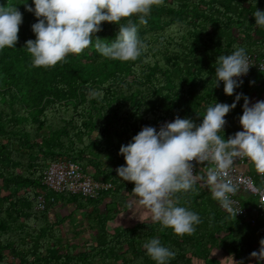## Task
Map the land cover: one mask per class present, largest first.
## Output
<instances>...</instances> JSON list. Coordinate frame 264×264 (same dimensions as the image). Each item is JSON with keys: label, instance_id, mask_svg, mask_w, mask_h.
I'll list each match as a JSON object with an SVG mask.
<instances>
[{"label": "trees", "instance_id": "trees-1", "mask_svg": "<svg viewBox=\"0 0 264 264\" xmlns=\"http://www.w3.org/2000/svg\"><path fill=\"white\" fill-rule=\"evenodd\" d=\"M26 2L32 6V0H0V7H17L23 15L16 48L0 50V264H155L143 247L153 238L176 252L167 264H222L216 251L251 264L260 222L251 226L227 214L199 183L176 194L181 206L200 217L191 235L177 236L154 221L110 223L136 198L134 185L116 176L115 169L124 165L121 145L164 118L179 116L199 125L215 102L231 105L236 94L249 100L264 95V68L252 67L232 96L224 94L223 82L215 87L214 73L217 57L231 54L234 46L264 64V28L255 26L252 16L255 8L264 11V0H164L152 8L146 25L132 18L146 46L137 61L105 59L90 47L52 68L32 67L23 48L35 39L31 25L37 22L25 11ZM101 28L99 38L115 40L118 26ZM91 90L102 91L103 98L90 97ZM243 103L242 98L225 116V139L242 130ZM59 159L92 170L93 179L110 188L95 198L48 190L44 173ZM248 172L259 185L252 164ZM241 203L256 208L258 199ZM57 204L75 209L60 217ZM82 231L90 237L79 238Z\"/></svg>", "mask_w": 264, "mask_h": 264}, {"label": "clouds", "instance_id": "clouds-1", "mask_svg": "<svg viewBox=\"0 0 264 264\" xmlns=\"http://www.w3.org/2000/svg\"><path fill=\"white\" fill-rule=\"evenodd\" d=\"M164 0H32L23 4L37 22L31 25L35 39L27 40L23 48L31 57L34 68H52L70 54L79 55L94 47L101 57L120 62H135L143 54L145 44L138 36L137 17L146 25V17L154 6ZM255 26L264 28V11L255 8ZM125 21L126 23H122ZM23 15L17 7H0V50L16 48ZM118 26L114 41L99 38L101 25ZM231 54L220 55L215 64V87L223 82V92L232 96L251 67L246 50L234 46ZM92 98H103V92L91 90ZM243 98L239 125L242 129L224 138L225 116ZM119 155L124 165L115 169L116 176L134 185L132 193L139 205L151 214L162 228L177 236L191 235L201 220L198 214L180 205L178 193H188L199 182L211 190L213 199L234 218L240 212L233 208L231 197L239 191L231 171L237 159L250 162L257 174L264 175V101L250 105L249 99L236 94L231 105L215 102L206 109L202 122L176 117L160 126L143 127L127 145H121ZM196 164L209 163L204 175L193 173ZM252 258L264 260V239ZM147 256L155 264H167L176 252L153 238L143 244ZM232 259V258H231ZM232 264H242L235 262Z\"/></svg>", "mask_w": 264, "mask_h": 264}, {"label": "built area", "instance_id": "built-area-1", "mask_svg": "<svg viewBox=\"0 0 264 264\" xmlns=\"http://www.w3.org/2000/svg\"><path fill=\"white\" fill-rule=\"evenodd\" d=\"M250 68L246 75L236 78L239 81L250 77V71L252 67H257L259 70L264 68L262 61H257L255 55H248ZM176 117H167L159 121L154 127L159 130L160 126L165 123L172 122ZM180 118V117H179ZM193 163V173L198 175H204L206 169L210 166L209 163L204 164ZM250 162L246 159H237L233 169L231 171V176L234 182L239 184V191L236 195L231 197L233 201V208L240 210L236 217H241L251 226L258 225L260 222V240L264 239V175L257 174L260 178L259 185L256 184L255 178L249 174ZM44 186L54 192V193H70L77 194L87 198H95L99 191L107 190L110 188L108 183L103 181L94 180L89 174L85 173L79 164L67 160L59 159L53 163H50L44 173L43 178ZM250 196H254L258 199V205L256 208L244 206L241 201L247 199ZM45 198L43 194L38 196V210L44 208ZM52 202V199L50 200ZM220 208L227 214L232 215L227 212L221 206ZM260 242V241H259ZM260 248V243L257 246V251ZM251 264H264V260H258L253 258Z\"/></svg>", "mask_w": 264, "mask_h": 264}, {"label": "rangeland", "instance_id": "rangeland-1", "mask_svg": "<svg viewBox=\"0 0 264 264\" xmlns=\"http://www.w3.org/2000/svg\"><path fill=\"white\" fill-rule=\"evenodd\" d=\"M256 101H264V95L263 96H253L252 98H250L249 102L250 105L255 103ZM132 207L131 210H129L128 212H126L125 214L121 215L119 218V220L110 223V227H115L119 224H122L123 226L129 225L130 224H136L139 221L142 220H146L149 222H153L152 218H151V214L148 212V210L146 208H144L143 206L139 205L137 201L131 202ZM55 209V213H56ZM83 233L79 236V238H89L91 233L90 232H86L82 231ZM78 238V239H79ZM78 239L75 242H78ZM213 256L216 257L222 264H232V259L227 256L222 254L221 252H213Z\"/></svg>", "mask_w": 264, "mask_h": 264}, {"label": "crops", "instance_id": "crops-1", "mask_svg": "<svg viewBox=\"0 0 264 264\" xmlns=\"http://www.w3.org/2000/svg\"><path fill=\"white\" fill-rule=\"evenodd\" d=\"M85 173H87V174H89L92 178H93V171L92 170H90V169H88V171H84ZM95 180V179H94ZM199 184L202 186H205V187H207V188H209L204 182H199ZM210 189V188H209ZM134 201H137V198H129L128 199V203L130 204V207H129V209L127 210V211H125V212H123V213H121V214H119L118 216H117V220H119V218H121L120 216L121 215H123V214H125L126 212H128L129 210H131V207H132V204H131V202H134ZM55 209H58V210H56V215L57 216H60V217H65V216H68L74 209H75V207H73V206H62L61 204H57L56 205V208ZM55 212V211H54ZM82 217V212H80V211H78L77 213H76V219H78V220H80V219H82L81 218ZM116 220V221H117ZM138 223V222H137ZM133 224H130V226H132ZM117 226H122V227H127V226H129V225H126V226H123L122 224H119V225H117ZM116 227V226H115Z\"/></svg>", "mask_w": 264, "mask_h": 264}]
</instances>
